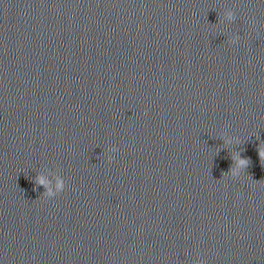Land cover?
I'll list each match as a JSON object with an SVG mask.
<instances>
[{"label":"clouds","instance_id":"clouds-1","mask_svg":"<svg viewBox=\"0 0 264 264\" xmlns=\"http://www.w3.org/2000/svg\"><path fill=\"white\" fill-rule=\"evenodd\" d=\"M229 18H230V19L232 18V17H231V14H229ZM259 152H260L261 160L264 161V149H260ZM249 163H250V161L247 160V159H243V158H242V159L239 160V164H240L241 166L245 167V168L248 167ZM40 183H43V181L41 180Z\"/></svg>","mask_w":264,"mask_h":264}]
</instances>
